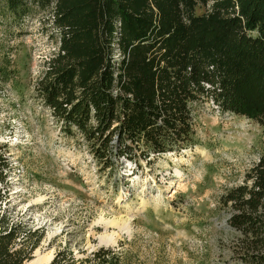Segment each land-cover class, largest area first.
<instances>
[{"label":"trees","instance_id":"obj_1","mask_svg":"<svg viewBox=\"0 0 264 264\" xmlns=\"http://www.w3.org/2000/svg\"><path fill=\"white\" fill-rule=\"evenodd\" d=\"M17 21L49 11L58 51L37 96L69 136L109 169L195 145V106L212 104L257 124L264 137V0H0ZM204 9L203 14H198ZM9 81L0 66V87ZM11 163L0 146V264L31 260L32 232L4 207ZM222 208L242 264H264V143ZM50 264H132L115 248L83 259L69 248Z\"/></svg>","mask_w":264,"mask_h":264},{"label":"rangeland","instance_id":"obj_2","mask_svg":"<svg viewBox=\"0 0 264 264\" xmlns=\"http://www.w3.org/2000/svg\"><path fill=\"white\" fill-rule=\"evenodd\" d=\"M50 18L35 10L17 21L0 4V66L9 77L0 87V146L11 163L4 207L31 230L29 249L40 239L31 260L37 251L56 257L69 248L83 259L110 247L132 264H242L221 197L259 162L262 129L200 103L192 148L104 169L37 96L59 46Z\"/></svg>","mask_w":264,"mask_h":264},{"label":"bare ground","instance_id":"obj_3","mask_svg":"<svg viewBox=\"0 0 264 264\" xmlns=\"http://www.w3.org/2000/svg\"><path fill=\"white\" fill-rule=\"evenodd\" d=\"M53 257H54V252L53 251H49L46 254H41L39 251H37L36 252V257L34 259H32V260H29L25 264H48L52 260Z\"/></svg>","mask_w":264,"mask_h":264},{"label":"water","instance_id":"obj_4","mask_svg":"<svg viewBox=\"0 0 264 264\" xmlns=\"http://www.w3.org/2000/svg\"><path fill=\"white\" fill-rule=\"evenodd\" d=\"M54 258H55V257H53L52 260H51L48 264H50V263L53 261Z\"/></svg>","mask_w":264,"mask_h":264}]
</instances>
